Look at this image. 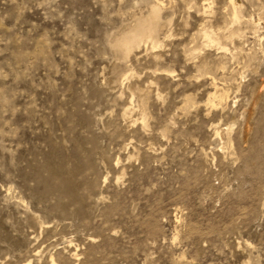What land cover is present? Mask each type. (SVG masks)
I'll use <instances>...</instances> for the list:
<instances>
[{"label":"rangeland","instance_id":"rangeland-1","mask_svg":"<svg viewBox=\"0 0 264 264\" xmlns=\"http://www.w3.org/2000/svg\"><path fill=\"white\" fill-rule=\"evenodd\" d=\"M55 260L264 264V0H0V264Z\"/></svg>","mask_w":264,"mask_h":264},{"label":"bare ground","instance_id":"bare-ground-1","mask_svg":"<svg viewBox=\"0 0 264 264\" xmlns=\"http://www.w3.org/2000/svg\"><path fill=\"white\" fill-rule=\"evenodd\" d=\"M155 13H157V12L155 11ZM157 14H159V13H157ZM151 19H152V18H151ZM151 21H152V20H151ZM150 25H152V23H150ZM150 25H149V26H150ZM149 26H148V27H149ZM148 27H146V29H147ZM151 29H152V26H151ZM151 29H150V30H151ZM148 30H149V29H148ZM150 30L147 31V33H146V30H145V33H144V34H143V32H141V33H142L144 36H145V35H149V36H150V35H151V32H152V31L150 32ZM141 33H140V34H141ZM135 36H136V35H135ZM138 36H139V37H140V36L142 37V35H139V33H138ZM143 38H144V37H143ZM143 38H142V39H143ZM135 39H137V37H135ZM139 39H140V41L142 40L141 38H139ZM135 43H137L136 40H135ZM129 44H131V42L125 43V44L122 46V49H123L124 51H125V50L128 51L127 49H129V47H130ZM137 46H138V45H137ZM222 96H223V95H222ZM51 259L53 260V258H51ZM55 262H56V260H55V261H52L51 264H55ZM28 264H31V262L28 263Z\"/></svg>","mask_w":264,"mask_h":264}]
</instances>
